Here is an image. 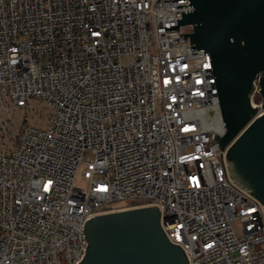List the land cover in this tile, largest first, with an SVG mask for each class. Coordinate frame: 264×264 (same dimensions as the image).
Returning <instances> with one entry per match:
<instances>
[{"label": "built area", "instance_id": "2783aa9c", "mask_svg": "<svg viewBox=\"0 0 264 264\" xmlns=\"http://www.w3.org/2000/svg\"><path fill=\"white\" fill-rule=\"evenodd\" d=\"M193 10L0 0V264H80L89 219L152 207L189 264H264V206L213 143L212 59L180 25Z\"/></svg>", "mask_w": 264, "mask_h": 264}, {"label": "water", "instance_id": "95a60500", "mask_svg": "<svg viewBox=\"0 0 264 264\" xmlns=\"http://www.w3.org/2000/svg\"><path fill=\"white\" fill-rule=\"evenodd\" d=\"M181 26L195 51L211 56L232 180L264 206V0H190ZM259 88L261 105L253 106ZM80 264H189L161 227L157 207L94 217Z\"/></svg>", "mask_w": 264, "mask_h": 264}, {"label": "trees", "instance_id": "16d2710c", "mask_svg": "<svg viewBox=\"0 0 264 264\" xmlns=\"http://www.w3.org/2000/svg\"><path fill=\"white\" fill-rule=\"evenodd\" d=\"M257 100L260 102V98H257L256 101H257Z\"/></svg>", "mask_w": 264, "mask_h": 264}, {"label": "bare ground", "instance_id": "6f19581e", "mask_svg": "<svg viewBox=\"0 0 264 264\" xmlns=\"http://www.w3.org/2000/svg\"><path fill=\"white\" fill-rule=\"evenodd\" d=\"M218 124L216 123L214 126H217Z\"/></svg>", "mask_w": 264, "mask_h": 264}, {"label": "rangeland", "instance_id": "374dc122", "mask_svg": "<svg viewBox=\"0 0 264 264\" xmlns=\"http://www.w3.org/2000/svg\"><path fill=\"white\" fill-rule=\"evenodd\" d=\"M257 102H259V101L257 100Z\"/></svg>", "mask_w": 264, "mask_h": 264}, {"label": "snow or ice", "instance_id": "6c2138e0", "mask_svg": "<svg viewBox=\"0 0 264 264\" xmlns=\"http://www.w3.org/2000/svg\"><path fill=\"white\" fill-rule=\"evenodd\" d=\"M207 67V66H206Z\"/></svg>", "mask_w": 264, "mask_h": 264}]
</instances>
